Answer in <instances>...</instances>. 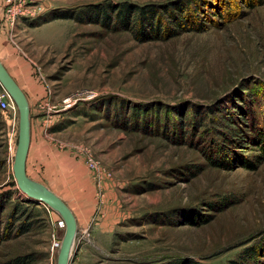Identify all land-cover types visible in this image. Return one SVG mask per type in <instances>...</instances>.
Returning <instances> with one entry per match:
<instances>
[{
  "label": "rangeland",
  "instance_id": "374dc122",
  "mask_svg": "<svg viewBox=\"0 0 264 264\" xmlns=\"http://www.w3.org/2000/svg\"><path fill=\"white\" fill-rule=\"evenodd\" d=\"M186 1L22 0L10 21L0 0V52L36 87L26 174L94 199L67 264H264V0H212L204 31L145 42L89 19ZM63 12L78 18L50 20ZM17 141L14 104L0 109V264H57L65 226L18 189Z\"/></svg>",
  "mask_w": 264,
  "mask_h": 264
},
{
  "label": "trees",
  "instance_id": "16d2710c",
  "mask_svg": "<svg viewBox=\"0 0 264 264\" xmlns=\"http://www.w3.org/2000/svg\"><path fill=\"white\" fill-rule=\"evenodd\" d=\"M211 1L212 0H189L171 6L161 7L154 4L141 7L127 3H122L120 5H95V12L89 19L93 20L94 23L106 25V27L113 29V31H130L134 34L136 39L141 42L152 41L158 40L159 38L164 39L176 36L180 30L204 31L205 24L203 19L199 16V13H202V9L205 7L210 6ZM249 1L251 0H248L247 3H249ZM260 1L261 0H253L250 5H257ZM232 3L233 1L231 0L227 2L217 1L214 3L215 5L212 4L211 9L214 13H218V9L222 11L225 5H230ZM207 17H211V14H208ZM56 18H78V14L75 15L72 13L69 14V12H63L52 15L50 20ZM46 21L49 20L44 19L40 23ZM34 26H36V24ZM262 139L264 140V138ZM262 144L264 150V142ZM263 248L264 245L262 247L259 245L253 248L252 252L255 255L258 254L259 251H262L261 255H264ZM17 260H19V258L9 263L14 264Z\"/></svg>",
  "mask_w": 264,
  "mask_h": 264
},
{
  "label": "water",
  "instance_id": "95a60500",
  "mask_svg": "<svg viewBox=\"0 0 264 264\" xmlns=\"http://www.w3.org/2000/svg\"><path fill=\"white\" fill-rule=\"evenodd\" d=\"M0 85L18 109V141L12 163L13 176L18 189L28 201L42 203L55 210L64 222V234L60 243L57 264H67L71 256L76 233V221L68 206L43 184L26 174V157L29 147V107L26 97L0 61Z\"/></svg>",
  "mask_w": 264,
  "mask_h": 264
},
{
  "label": "crops",
  "instance_id": "0c3cea01",
  "mask_svg": "<svg viewBox=\"0 0 264 264\" xmlns=\"http://www.w3.org/2000/svg\"><path fill=\"white\" fill-rule=\"evenodd\" d=\"M9 53L12 52H9L6 46H2L0 52V61L23 92L26 91L29 93H34L36 87L34 86L33 80H31V78L27 76L26 71L20 70V65H22L20 63V60H22L21 56H15L14 53ZM37 89L38 92H43L42 86H38ZM74 191L75 192L71 193L69 196H73L72 194H75V196L80 195L78 193L84 192V189H75ZM64 194H68V192H65ZM87 194L88 195H86V197H84V194L80 195L83 196L81 197V199L76 197H71V199H67V196H58L71 210L72 214L74 215L76 224L78 225H86L88 223L89 218L93 215L95 211L94 199L93 196H91L92 193L90 194L89 192H87Z\"/></svg>",
  "mask_w": 264,
  "mask_h": 264
},
{
  "label": "built area",
  "instance_id": "2783aa9c",
  "mask_svg": "<svg viewBox=\"0 0 264 264\" xmlns=\"http://www.w3.org/2000/svg\"><path fill=\"white\" fill-rule=\"evenodd\" d=\"M22 0H3L4 4V13L5 18L13 21L18 15H22L24 13V10L22 9ZM12 105L14 107V102L10 98V96L7 94L6 91H3L0 95V109L6 110ZM87 166L90 168H94L95 164L93 160L89 157L86 160ZM60 225L61 227H64V222L62 219H60ZM61 242H57L54 238L53 246L54 247H60Z\"/></svg>",
  "mask_w": 264,
  "mask_h": 264
}]
</instances>
